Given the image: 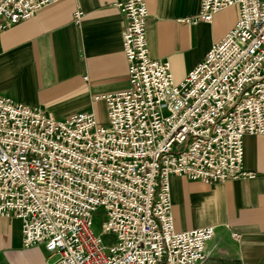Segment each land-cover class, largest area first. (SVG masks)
Masks as SVG:
<instances>
[{
	"label": "built area",
	"instance_id": "1",
	"mask_svg": "<svg viewBox=\"0 0 264 264\" xmlns=\"http://www.w3.org/2000/svg\"><path fill=\"white\" fill-rule=\"evenodd\" d=\"M51 1L0 0V30ZM113 5L128 86L99 96L104 120L90 110L53 117L0 94V216L19 218L21 244H41L47 264H201L214 226L173 228L168 176H252L241 137H264V0H199L183 20L229 5L236 16L177 81L147 54L144 0Z\"/></svg>",
	"mask_w": 264,
	"mask_h": 264
},
{
	"label": "crops",
	"instance_id": "2",
	"mask_svg": "<svg viewBox=\"0 0 264 264\" xmlns=\"http://www.w3.org/2000/svg\"><path fill=\"white\" fill-rule=\"evenodd\" d=\"M114 0H53L0 30V94L53 117L90 110L104 120L101 94L128 86L122 16ZM146 51L166 59L177 81L232 25L236 6L186 22L199 0H144ZM78 9L77 22L72 11ZM96 96V97H94ZM102 112L101 117L98 113ZM241 166L253 174L203 182L170 174L174 229L213 224L201 264H264V137L244 133ZM231 232L235 235L232 236ZM41 244L23 246L20 220L0 216V264H47Z\"/></svg>",
	"mask_w": 264,
	"mask_h": 264
},
{
	"label": "rangeland",
	"instance_id": "3",
	"mask_svg": "<svg viewBox=\"0 0 264 264\" xmlns=\"http://www.w3.org/2000/svg\"><path fill=\"white\" fill-rule=\"evenodd\" d=\"M101 114L102 112H99L98 117H101ZM91 215H92L91 229L95 234H98L100 222L104 217L103 209L100 206H97L91 211ZM100 239L102 243L109 244L112 241V235L107 232L100 233Z\"/></svg>",
	"mask_w": 264,
	"mask_h": 264
}]
</instances>
